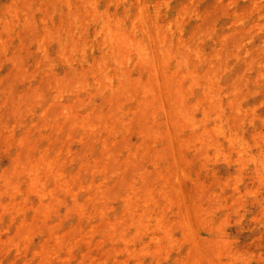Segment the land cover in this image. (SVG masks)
Returning a JSON list of instances; mask_svg holds the SVG:
<instances>
[{"label":"rangeland","instance_id":"1","mask_svg":"<svg viewBox=\"0 0 264 264\" xmlns=\"http://www.w3.org/2000/svg\"><path fill=\"white\" fill-rule=\"evenodd\" d=\"M0 129V264H264V0H0Z\"/></svg>","mask_w":264,"mask_h":264},{"label":"bare ground","instance_id":"2","mask_svg":"<svg viewBox=\"0 0 264 264\" xmlns=\"http://www.w3.org/2000/svg\"><path fill=\"white\" fill-rule=\"evenodd\" d=\"M69 1H70V0H69ZM77 1H78V0H77ZM82 1H83V0H82ZM74 2H75V1H74ZM74 2H73V3H74ZM94 2H95V1H94ZM106 2H107V1H106ZM114 2H115V0H114ZM116 2H117V1H116ZM73 3L71 2V4H73ZM76 3H77V2H76ZM76 3H75V4H76ZM75 4H73V5H75ZM81 4H82V3H81ZM93 5H94V3H93ZM70 7H71V6H70ZM103 7H104V6H103ZM75 8H76V6H75ZM89 8H90V7H89ZM96 8H97V7H96ZM96 8H95V9H96ZM84 9H86V8H84ZM87 9H88V8H87ZM102 9H103V8H102ZM99 10H101V9H99ZM79 11H80V10H79ZM87 11H89V10H87ZM106 12H107V11H106ZM85 13H86V12H85ZM107 13H108V12H107ZM83 14H84V11H83ZM119 14H120V13H119ZM81 15H82V14H81ZM89 15H91V14H89ZM113 15H114V14H113ZM82 16H84V15H82ZM82 16H80V17H82ZM95 16H97V13H96ZM109 16H110V15H109ZM77 17H79V16H77ZM109 18H110V17H109ZM106 19H107V18H106ZM113 19H114V18H113ZM113 19H112L111 21H113ZM78 20L80 21V19H78ZM102 21H104V20H102ZM76 23H77V22H76ZM101 23H102V22H101ZM107 24H108V23H107ZM69 25H70V22H69ZM117 26H118V25H117ZM101 27H102V26H101ZM113 27L115 28V25H114ZM141 28H142V27H141ZM76 29H77V28H76ZM80 29H81V28H80ZM134 29H135V28H134ZM67 30L70 31L69 28H68ZM90 30H91V29H90ZM94 30H98V29H95V28H94ZM117 30H118L117 27H116L115 29H112L109 25H106V24H105V25L103 26V32H104L105 36L108 38V40H112V43H114V45H115V47H114V50H115L114 53H117V52L120 50V47H122V45L126 44V41H125L124 37L121 35V33L119 34V33L117 32ZM141 30H142V29H141ZM143 30H144V29H143ZM157 30H158V29H157ZM163 31H165V30H163ZM72 32H73V31H72ZM91 32H93V31H91ZM142 32H144V31H142ZM158 32H160V31H158ZM81 33H82V32H81ZM147 33H148V31H147ZM151 33H152V32H151ZM75 34H76V33H75ZM91 34H92V33H91ZM96 34H98V33H96ZM125 35H126V33H125ZM125 35H124V36H125ZM127 35H128V34H127ZM127 35H126V37H127ZM83 36H84V35H83ZM87 37H88V36H87ZM137 37H138V36H137ZM167 37H168V36H167ZM73 38H74V37H73ZM165 38H166V37H165ZM85 39H86V38H85ZM97 39H99V38H97ZM97 39H96V43L98 42ZM135 39H136V38H134V40H135ZM166 39H167V38H166ZM175 39H176V38H175ZM138 40H139V39H138ZM151 40H152L151 42L154 41L153 38H152ZM132 42H133V41H132ZM137 42H138V41H137ZM139 42H140V41H139ZM158 42H160V41H158ZM180 42H181V41H180ZM112 43H110V44H112ZM130 43H131V42H130ZM153 43H155V41H154ZM153 43H151V44H153ZM72 44H74V43H72ZM87 44H88V43H85V45H87ZM127 44H128V42H127ZM159 44H161V43H159ZM85 45H84V46H85ZM140 45H141V44H140ZM174 45H175V44H174ZM126 46H127V45H126ZM126 46H125V47H126ZM138 46H139V44H138ZM179 46H180V45H179ZM78 47H79V46H78ZM130 47H131V46H130ZM139 47H140V46H139ZM149 47H150V46H149ZM152 47H153V49H154L155 46H152ZM73 48H74V47H73ZM106 48H107V47H106ZM155 48H157V47H155ZM159 48H160V46H159ZM144 49H145V48H144ZM104 50H105V49H104ZM134 50H135V49H134ZM156 50H157V49H156ZM156 50H155V51H156ZM161 50H163V49H161ZM88 51H89V50H88ZM106 51H108V50L106 49ZM121 51H122L121 58L124 59V58L122 57V55H123V50H121ZM121 51H120V52H121ZM124 51H126V50H124ZM143 51H144V50H143ZM150 51H151V48H150ZM152 51H154V50H152ZM120 52H119V53H120ZM130 52H131V51H130ZM133 52H134V51H133ZM94 53H95V52H94ZM126 53H127V51H126ZM135 53H137V52H135ZM149 53H152V52H149ZM153 53H154V52H153ZM144 54H145V53H144ZM156 54H157V53H156ZM124 55H125V53H124ZM129 55H130V54H129ZM146 55H147V54H146ZM125 56L128 57L127 55H125ZM141 56H142V55H141ZM150 56H151V58H152V55H150ZM155 56H156V55H155ZM129 57H130V56H129ZM87 58H88V56H87ZM140 58H141V57H140ZM105 59H106V58H105ZM133 59H134V58H133ZM85 60H86V59H85ZM96 60H97V59H96ZM103 60H104V59H103ZM103 60H102V61H103ZM116 60H117V58H116ZM120 60H121V59H120ZM140 60H141V59H140ZM83 61H84V60H83ZM102 61H101V62H102ZM118 61H119V60H118ZM132 61H133V60H132ZM88 62H89V61H88ZM120 62H122V61H120ZM152 62H153V61H152ZM152 62H151V64L153 65ZM89 63H90V62H89ZM99 63H100V61H99ZM154 63H155V62H154ZM97 64H98V63H97ZM117 64H118V63H117ZM98 65H99V64H98ZM113 67H114V65H113ZM124 67H125V66H124ZM127 67H129V66H127ZM152 67H155V66H152ZM161 67H162V66H161ZM125 68H126V67H125ZM157 68H158V66H157ZM152 69H154V68H152ZM98 70H99V69H98ZM98 70H97V71H98ZM127 70H128V69H127ZM81 71H82V70H81ZM121 71H123V69H121ZM153 71H154V70H153ZM157 71H158V70H157ZM112 72H113V71H112ZM126 72H127V71H126ZM151 72H152V70H151ZM158 72H160V70H159ZM93 73H94V71H93ZM108 73H109V72H108ZM114 73H115V71H114ZM137 73H138V72H137ZM68 74H69V73L65 74L63 77H65V76L68 75ZM109 74H110V73H109ZM107 75H108V74H107ZM154 75H155V78H156V72H155V74H153V76H154ZM31 76H32V75H31ZM68 76H69V75H68ZM68 76H67V77H68ZM99 76H100V75H99ZM108 76H109V75H108ZM124 76H125V75H124ZM126 76H127V78H125V80L128 79V75H126ZM159 76H160V75H159ZM181 76H182V75H181ZM114 77H115V76H114ZM116 77H117V76H116ZM118 78H119V77H118ZM155 78H153V80H155ZM92 79H94V78H92ZM159 79H160V78H159ZM75 80H76V79H75ZM95 80H96V79H95ZM65 81H66V80H65ZM79 81H80V80H79ZM89 81H91V80H89ZM147 81H148V80H147ZM12 82H13V81H12ZM47 82H48V81H47ZM69 82H71V81H69ZM75 82H77V80H76ZM127 82H128V80H127V81H124V80H123V82L119 80L118 84L121 86L122 84H126ZM58 83H59V82H58ZM81 83H82V82H81ZM114 83H115V82H114ZM155 83H157V82H155ZM65 84H68V83H65ZM76 84H78V83H76ZM92 84H93V86H94V83H92ZM95 84H96V83H95ZM101 84H102V83H101ZM128 84H129V83H128ZM147 84H149V83H147ZM163 84L166 85V84H170V83L164 82ZM90 85H91V84H90ZM98 85H99V84H98ZM116 85H117V84H116ZM171 85H172V84H171ZM76 86H77V85H76ZM113 86H115V85H113ZM129 86H130V85H129ZM10 87H11V86H10ZM52 87H53V86H52ZM101 87H102V86H101ZM161 87H163V86H160V88H161ZM164 87H165V86H164ZM166 87H168V86L166 85ZM168 88H169V87H168ZM168 88H165V89H167V91H168ZM161 89L164 91L163 88H161ZM131 90H132V89H131ZM107 91H108V90H107ZM160 91H161V90H160ZM113 92H114V91H113ZM160 93H161V92H160ZM160 93H158L157 95H159ZM162 93H163V92H162ZM91 94H92V93H91ZM4 95H5V94H4ZM109 95H110V94H109ZM115 95H116V94H115ZM130 95H131V94H130ZM161 95H163V94H161ZM33 96H34V94H33ZM131 96H132V95H131ZM152 96H153V95H152ZM164 96H165V95H164ZM167 96H169V95H167ZM4 97H5V96H4ZM52 97H54V95H53ZM103 97H104V96H103ZM79 98H80V97H79ZM79 98H78V100H79ZM136 98H137V97H136ZM136 98H135V99H136ZM159 98H160V97H159ZM75 99H76V98H75ZM107 99H108V98H107ZM46 100H47V99H46ZM136 100H137V99H136ZM72 101H73V100H72ZM141 101H142V99H141ZM141 101H140V102H141ZM90 102H91V100H90ZM109 102H111V101H109ZM161 102H162V101H161ZM164 102H165V101H164ZM70 103H71V102H70ZM135 103H137V102L135 101ZM135 103H134V104H135ZM143 103H144V102H143ZM12 104H13V103H12ZM73 104H74V103H73ZM138 104H139V103H138ZM13 105H14V104H13ZM18 105H19V104H18ZM90 105H91V104H90ZM100 105H101V104H100ZM108 105H110V103H109ZM108 105H107V106H108ZM96 106H97V105H96ZM127 106H128V105H127ZM127 106H126V107H127ZM136 106L138 107V105H136ZM165 106H166V105H165ZM165 106H164L163 108H165ZM170 106H171V105H170ZM73 107H74V106H73ZM97 107H98V106H97ZM115 107H116V106H115ZM145 107H146V106H145ZM14 108H15V107H14ZM62 108H63V107H62ZM62 108H61V109H62ZM69 108H70V105H69ZM69 108H68V109H69ZM75 108H76V107H75ZM98 108H99V107H98ZM131 108H132V107H131ZM18 109L20 110V108H18ZM44 109H45V108H44ZM90 109H92V107H91ZM93 109H94V108H93ZM96 109H97V108H96ZM106 109H107V108H106ZM167 109H168V107H167ZM41 110H42V109H41ZM48 110H49V108H48ZM48 110H45V112L47 113ZM84 110H85V109H84ZM99 110H100V108H99ZM126 110H127V108H126L124 111H126ZM129 110H130V108H129ZM131 110H132V109H131ZM134 110H135V109H134ZM174 110H175V109H174ZM66 111H67V110H66ZM66 111H65V112H66ZM137 111H138V110H137ZM17 112H18V111H17ZM40 112H41V111H40ZM61 112H62V111H61ZM80 112H81V111H80ZM41 113H42V112H41ZM50 113H51V112H49V114H50ZM67 113H68V112H67ZM85 113H86V112H85ZM119 113H120V112H119ZM122 113H123V112H122ZM125 113H126V112H125ZM138 113H140V112L138 111ZM18 114H19V113H18ZM68 114H69V113H68ZM79 114H80V113H79ZM82 114H83V113H82ZM50 115H51V114H50ZM80 115H81V114H80ZM86 115H87V113H86ZM97 115H98V114H97ZM128 115H129V114H128ZM51 116H52V115H51ZM66 116H67V114H66ZM126 116H127V115H126ZM138 116H139V115H138ZM13 117H14V116H13ZM53 117H54V116H53ZM73 117H75V115H73ZM87 117H88V115H87ZM17 118H18V117H17ZM83 118H85V117H83ZM85 119H89V118H85ZM85 119H84V120H85ZM128 119H129V118H128ZM74 120H77V119H74ZM122 120H123V119H122ZM124 120H127V119H124ZM130 120H131V119H130ZM66 121H67V120H66ZM12 122H13V121H12ZM72 122H73V121H72ZM84 122H86V121H84ZM84 122H82V123H84ZM92 122H94V121H92ZM95 123H96V122H95ZM108 123H109V122H107V124H108ZM113 123H114V121H113ZM129 124H131V122H130ZM56 125H59V123L56 124ZM83 125H84V124H83ZM83 125H82V126H83ZM109 125H110V123H109ZM112 125H113V124H112ZM114 125H115V124H114ZM114 125H113V126H114ZM25 126H26V125H25ZM59 126H61V125H59ZM84 126H85V125H84ZM88 126H91V125H88ZM94 126H95V125H94ZM29 127H30V126H29ZM57 127H58V126H57ZM141 127H142V126H141ZM36 128H37V127H36ZM92 128H93V127H92ZM106 128H110V127L107 126ZM113 128H114V127H113ZM117 128H119V127H117ZM22 129H23V128H22ZM83 129H84V128H83ZM142 129H143V128H142ZM0 130H1V129H0ZM27 130H28V129H27ZM56 130H57V129H56ZM103 130H104V129H103ZM106 130H107V129H106ZM110 130H111V128H110ZM135 130H136V129H135ZM21 131H22V130H21ZM21 131H20V132H21ZM88 131H89V130H88ZM107 131H108V130H107ZM107 131H106V132H107ZM141 131H142V133H143V130H141ZM102 132H103V131H102ZM166 132H168V131H166ZM4 133H5V132H4ZM25 133H27V132L22 133V135H23V134L25 135ZM88 133H89V132H88ZM112 133H113V132H112ZM85 134H86V133H85ZM105 134H106V133H105ZM121 134H122V133H121ZM121 134H120V135H121ZM14 135H15V134H14ZM22 135H20V136H22ZM24 135H23V136H24ZM112 135H113V134H112ZM120 135H119V136H120ZM143 135H144V133H143ZM167 135H169V133H166V136H167ZM15 137H16V136H15ZM78 137H79V136H78ZM78 137H77V138H78ZM100 137H101V136H100ZM102 137H104V136L102 135ZM168 137L170 138V136H168ZM168 137H167V138H168ZM25 138H26V137H25ZM109 138H110V137H109ZM109 138H108V139H109ZM169 138H168V139H169ZM21 139H22V137H21ZM67 139H68V138H67ZM80 139H81V138H80ZM91 139H92V138H91ZM110 139H111V138H110ZM32 140H33V139H32ZM102 140H104V139H102ZM121 140H122V139H121ZM15 141H16V140H15ZM109 141H110V140H109ZM123 141H124V140H123ZM125 141H126V140H125ZM168 141H169V140H168ZM105 142H106V141H105ZM126 142H127V141H126ZM128 142H130V141H128ZM100 143H103V141L100 142ZM108 143H109V142H108ZM110 143H111V142H110ZM110 143H109V144H110ZM28 145H29V144H28ZM136 145H137V144H136ZM21 146H22V145H21ZM102 146H103V145H101V147H102ZM106 146H107V145H106ZM22 147H23V146H22ZM88 147H89V146H88ZM115 147H116V146H115ZM134 147H135V146H134ZM139 147H140V146H139ZM17 148H18V147H17ZM24 148H25V147H24ZM37 148H38V147H37ZM111 148H112V147H111ZM124 148H125V147H124ZM130 148H131V147H130ZM11 149H12V148H11ZM11 149H10V150H11ZM132 149H133V148H132ZM112 150H113V148H112ZM137 150H138V149H137ZM137 150H136V151H137ZM9 152H10V151H9ZM113 152H114V151H113ZM124 152H125V151H124ZM126 152H127V151H126ZM126 152H125V153H126ZM129 152H132V151H129ZM138 152H139V151H138ZM11 153H13V152H11ZM11 153H10V154H11ZM14 153H15V152H14ZM100 153H101V150H100ZM125 153H124L123 155H126ZM104 154H105V153H104ZM5 155H6V154H5ZM7 155H8V154H7ZM23 155H24V154H23ZM37 155H39V154H37ZM101 155H102V154H100V156H101ZM105 155H106V154H105ZM16 156H18V154H17ZM32 156H33V155H32ZM56 156H57V154H56ZM56 156H55V157H56ZM103 156H104V155H103ZM9 157H10V156H9ZM40 157L43 158L42 155L39 156V158H40ZM53 157H54V156H53ZM53 157H52V158H53ZM101 157H102V156H101ZM107 157H109V156H107ZM122 157H123V156H122ZM125 157L127 158V156H124V158H125ZM52 158H50V159H52ZM104 158H105V156H104ZM34 159H35V158H34ZM34 159H33V160H34ZM46 159H47V157H46ZM48 159H49V158H48ZM22 160H23V159H22ZM103 160H104V159H103ZM107 160H108V159H107ZM125 160H126V159H125ZM23 161H24V160H23ZM38 161H39V160H38ZM46 161H47V160H46ZM41 162H42V161H41ZM47 162H48V161H47ZM47 162H45V163H47ZM49 162H52V161L50 160ZM56 162H57V161H56ZM56 162H55V164H56ZM58 162H59V161H58ZM105 162H106V161H105ZM113 162H114V161H113ZM52 163H53V162H52ZM132 163H133V162H132ZM173 163H175V162H173ZM34 164H36V163H34ZM37 164H38V163H37ZM99 164H101V163H99ZM177 164H178V163H177ZM20 165H21V164H20ZM30 165H31V164H30ZM46 165H48V163H47ZM57 165H58V164H57ZM94 165H95V164H94ZM111 165H112V164H111ZM111 165H110V166H111ZM134 165H135V164H134ZM178 165H179V164H178ZM28 166H29V165H28ZM85 167H86V166H85ZM85 167H84V168H85ZM90 167H91V166H90ZM106 167H108L107 164H106ZM123 167H124V165H123ZM123 167L121 166V168H123ZM126 167H127V166H126ZM93 168H94V167H93ZM93 168H91V169H93ZM109 168H110V167H109ZM119 168H120V167H119ZM121 168H120V169H121ZM173 168H174V165H173ZM46 169H47V168H46ZM78 169H79V168H78ZM86 169H87V168H86ZM86 169H85V170H86ZM97 169H98V168H96V170H97ZM99 169H100V168H99ZM30 170H31V169H30ZM32 170H33V169H32ZM80 170H81V172H82L83 168H82V169L80 168ZM172 170H173V169H172ZM16 171H17V170H16ZM77 171L79 172V170H77ZM137 171H138V170H136V172H137ZM31 172H32V171H31ZM47 172H48V171H47ZM56 172H57V171H56ZM81 172H80V173H81ZM89 172H90V171H89ZM91 172H92V171H91ZM102 172H104V171H102ZM63 173H64V172H63ZM145 173H146V172H145ZM147 173H148V172H147ZM38 174H40V173H38ZM44 174L46 175V173H44ZM120 174H121V173H120ZM9 175H10V173H9ZM73 175L76 177V174H75V173H74ZM146 175H148V174H146ZM57 176H58V175H57ZM77 176H78V175H77ZM90 176H91V175H90ZM103 176H104V175H103ZM0 177H1V176H0ZM29 177H30V176H29ZM45 177H46V176H44V179H45ZM137 177H138V176H137ZM40 178H41V177H40ZM40 178H39V179H40ZM68 178H69V177H68ZM90 178H91V177H90ZM114 178H115V177H114ZM116 178H117V177H116ZM22 179H23V178H22ZM30 179H32V178H30ZM44 179H42V181H43ZM60 179L62 180V177H61ZM73 179H74V178H73ZM73 179L71 180V182L73 181ZM117 179H118V178H117ZM18 180H19V179H18ZM45 180H46V179H45ZM45 180H44V182H45ZM64 180H65V179H64ZM66 180H68V179L66 178ZM28 181H29V179H28ZM33 181H34V180H33ZM39 181H40V180H39ZM42 181H40V182H42ZM57 181H58V180H57ZM59 181H60V180H59ZM25 182H26V180H25ZM53 182H54V181H53ZM67 182H68V181H67ZM67 182H66V183H67ZM71 182H70V183H71ZM98 182H99V181H98ZM84 183H87V184H88V183H90V182L87 181V182H84ZM84 183H83V184H84ZM94 183H95V181H94ZM105 183H107V182H105ZM105 183H104V184H105ZM49 184H51V183H49ZM68 184H69V183H68ZM16 185H17V184H16ZM21 185H22V184H21ZM26 185H27V183H26ZM40 185H42V184H40ZM65 185H66V184H65ZM76 185H78V184H76ZM81 185H82V184H81ZM112 185L114 186V183H113ZM115 185H116V184H115ZM118 185H119V184H117V187H118ZM128 185H129V184H128ZM135 185H136V184H135ZM46 186H49V185H46ZM52 186H54V184H53ZM59 186H60V185H59ZM89 186H90V185H89ZM91 186H92V185H91ZM42 187H43V186H42ZM42 187H41V188H42ZM60 187H61V186H60ZM67 187H68V185H67ZM83 187H84V186H83ZM83 187H82V188H83ZM114 187H115V186H114ZM138 187H139V186H138ZM138 187H137V188H138ZM147 187H148V186H147ZM35 188H36V187H35ZM63 188H64V187H63ZM102 188H103V187H102ZM105 188H107V186H106ZM76 189H77V187H76ZM92 189H93V188H92ZM94 189H96V188H94ZM97 189H98V187H97ZM130 189H131V188H130ZM135 189H136V188H133V190H135ZM71 190H73V189H71ZM74 190H75V189H74ZM77 190H78V189H77ZM79 190H80V189H79ZM99 190H101V189H99ZM102 190H103V189H102ZM127 190H128V189H127ZM43 191H44V190H43ZM49 191H50V190H49ZM49 191H48V192H49ZM51 191H52V190H51ZM90 191H91V190H90ZM104 191H105V190H104ZM104 191H103V192H104ZM112 191H113V190H112ZM73 192H74V191H73ZM109 192H111V191L109 190ZM39 193H40V192H39ZM71 193H72V192H71ZM75 193H76V190H75ZM106 193H107V191H106ZM124 193H125V192H124ZM97 194H98V193H97ZM130 194H132V193H130ZM130 194H129V195H130ZM51 195H52V194H51ZM84 195H85V194H84ZM91 195L93 196V194H91ZM105 195H106V194H105ZM108 195H109V194H108ZM108 195H107V197H108ZM7 196H8V195H7ZM16 196H17V195H16ZM19 196H20V195H19ZM21 196H22V194H21ZM46 196H47V195H46ZM74 196H75V195H74ZM87 196H88V195H87ZM87 196H86V197H87ZM95 196H97V195H95ZM103 196H104V194H103ZM121 196L123 197V195H121ZM121 196L119 195V197H121ZM124 196H125V195H124ZM22 197H23V196H22ZM56 197H57V196H56ZM59 197H60V196H59ZM82 197H83V196H82ZM86 197H85V198H86ZM88 197H90V196H88ZM122 197H121V198H122ZM127 197H128V196H127ZM134 197H136L135 194H134ZM144 197H145V195H144ZM27 198H28V197H27ZM47 198H48V197H47ZM103 198H104V197H103ZM6 199H7V198H6ZM19 199H20V198H19ZM43 199H44V198H43ZM45 199H46V198H45ZM96 199H97V198H96ZM129 199H130V198H129ZM131 199H132V198H131ZM131 199H130V200H131ZM134 199H135V198H134ZM3 200H4V199H3ZM15 200H17V199H15ZM85 200H86V199H85ZM85 200H84V201H85ZM91 200H92V199H91ZM97 200H98V199H97ZM142 200H143V199H142ZM6 201H7V200H6ZM30 201H31V200H30ZM40 201H42V200H40ZM75 201H76V199H75ZM80 201H81V200H80ZM82 201H83V200H82ZM2 202H3V201H2ZM4 202H5V201H4ZM33 202H35V201H33ZM43 202H44V201H43ZM145 202H146V201H145ZM22 203H23V202H22ZM22 203H21V204H22ZM128 203H130V202H128ZM0 204L2 205L3 203H0ZM21 204H20V205H21ZM24 204H25V203H24ZM44 204H45V203H44ZM81 204H83V202H82ZM130 204H131V203H130ZM1 205H0V206H1ZM5 205H6V203H5ZM11 205H12V204H11ZM11 205H10V207H11ZM16 205H17V203L15 204V206H16ZM67 205H69V204L67 203ZM78 205H80V204H78ZM34 206H35V205H34ZM55 206H56V205H55ZM55 206H54V207H55ZM126 206H127V203H126ZM128 206H129V205H128ZM88 207H89V206H88ZM109 207H110V206H109ZM15 208H16V207H15ZM23 208H24V206H23ZM51 208H53V207H51ZM127 208H128V207H127ZM0 209H1V208H0ZM44 209H46V208H44ZM97 209H98V208H96V211H97ZM101 209H102V206H101V208H100L99 210H101ZM107 209H108V207H107ZM128 209H129V208H128ZM128 209H126V210H128ZM3 210H6V209H3ZM16 210H17V209H16ZM36 210H37V208H36ZM123 210H124V209H123ZM139 210H140V209H139ZM6 211H7V210H6ZM91 211H92V210H91ZM91 211H90V212H91ZM94 211H95V210H94ZM96 211H95V213H96ZM35 212H36V211H35ZM82 212H83V211H82ZM122 212H123V211H122ZM143 212H144V211H143ZM12 213H14V212H12ZM33 213H34V212H33ZM54 213H55V212H54ZM85 213H86V212H85ZM103 213H104V212H103ZM21 214H22V213H21ZM25 214H26V213H25ZM87 214H88V213H87ZM93 214H94V213H93ZM96 214H97V213H96ZM139 214H140V213H139ZM143 214H144V213H143ZM143 214H141V215H143ZM32 215H33V214H32ZM89 215H90V214H89ZM8 216H9V215H8ZM43 216H44V215H43ZM86 216H87V215H86ZM18 217H19V216H18ZM33 217H34V215H33ZM140 217H141V216H138V219H139ZM15 218H16V217H15ZM15 218H14V220L17 219V218L15 219ZM19 218H20V217H19ZM27 218H29V217H27ZM97 218H98V217H97ZM23 219H24V218H23ZM30 219H31V218H30ZM35 219H36V218H35ZM90 219H91V218H90ZM114 219H115V218H114ZM33 220H34V219H33ZM40 220H41V219H40ZM40 220H39V221H40ZM103 220H104V219H103ZM115 220H116V219H115ZM130 220H131V219H130ZM26 221H27V220H26ZM100 221H101V220H100ZM100 221H99V222H100ZM104 221H106V220H104ZM107 221H108V220H107ZM19 222H22L21 219H19ZM24 222H25V221H24ZM24 222H23V223H24ZM31 222H32V221H31ZM99 222H98V224H99ZM29 223H30V222H29ZM39 223H41V221H40ZM100 223H101V222H100ZM105 223H107V222H105ZM16 224H18V223H16ZM41 224H43V222H42ZM75 224H76V223H75ZM75 224H74V225H75ZM82 224H83V223H82ZM88 224H90V223H88ZM96 224H97V223H96ZM132 224H133V223H132ZM141 224H143V223H141ZM0 225H1V223H0ZM8 225H9V224H8ZM110 225H112V224H110ZM110 225H106V226L109 227ZM17 226H21L20 223H19ZM31 226H32V224H31ZM42 226H43V225H42ZM46 226H47V225H46ZM75 226H76V225H75ZM113 226H114V225H113ZM138 226H139V225H138ZM11 227L15 228L14 226H11ZM24 227H25V226H24ZM24 227H23V229H24ZM28 227H29V224H28ZM28 227H27V228H28ZM39 227H41V226L39 225ZM87 227H88V226H87ZM101 227H102V226H101ZM142 227H143V226H142ZM1 228H2V227H1ZM18 228H19V227H18ZM45 228H46V227H45ZM84 228H85V227H84ZM84 228H83V229H84ZM97 228H98V227H97ZM102 228H103V227H102ZM110 228H111V227H110ZM143 228H145V227H143ZM185 228H186V227H185ZM83 229H82V230H83ZM104 229H105V228H104ZM137 229H138V228H137ZM99 230H100V229H99ZM139 230H140V229H139ZM83 231H84V230H83ZM83 231H82V232H83ZM102 231H103V229H102ZM120 231H121V230H120ZM16 232H17V231H16ZM43 232H44V231H43ZM66 232H68V231H66ZM112 232H113V231H112ZM136 232H137V230H136ZM69 233H70V232H69ZM79 233H80V232H79ZM79 233H78V234H79ZM85 233H86V232H85ZM113 233H114V232H113ZM52 234H53V233H52ZM134 234H135V233H134ZM1 235H3V234H1ZM11 235H12V234H11ZM48 235H49V234H48ZM48 235H47V236H48ZM62 235H64V234H62ZM62 235H61V236H62ZM18 236H20V235H18ZM51 236H52V235H51ZM54 236H56V235H54ZM61 236H58V237L62 238L63 236H62V237H61ZM111 236H112V235H111ZM73 237H76V236H73ZM123 237H124V236H123ZM156 237H157V236H156ZM4 238H5V237H4ZM47 238H48V237H47ZM47 238H46V239H47ZM119 238H120V237H119ZM125 238H127V237H125ZM29 239H30V238H29ZM53 239H54V238H53ZM53 239H52V240H53ZM72 239H73V241H74V238H72ZM77 239H78V238H77ZM77 239H76V240H77ZM81 239H82V238H81ZM84 239H85V238H84ZM104 239H105V238H104ZM131 239H132V238H131ZM9 240H10V239H9ZM76 240H75V242H76ZM82 240H83V239H82ZM5 241H7V240H5ZM5 241H4V242H5ZM15 241H16V239H15ZM58 241H59V240H58ZM61 241H62V239H61ZM101 241H102V240H101ZM4 242H3V243H4ZM43 242H44V240H43ZM0 243H1V242H0ZM13 243H15V242L13 241ZM27 243H28V240H27ZM69 243H70V242H69ZM72 243H73V242H72ZM8 244H9V243H8ZM24 244H25V243H24ZM47 244H48V243H47ZM82 244H83V243H82ZM90 244H91V243H90ZM92 244L94 245V243H92ZM53 245H55V244H53ZM120 245H122V244H120ZM1 246H2V245H1ZM13 246H14V245H13ZM43 246H44V245H43ZM97 246H98V245H97ZM125 246H126V245H125ZM93 247H94V246H93ZM100 247H101V246H100ZM130 247H131V246H130ZM3 248H4V247H3ZM58 248H59V247H58ZM128 248H129V247H128ZM40 249H41V248H40ZM43 249H44V248H43ZM85 249H86V248H85ZM85 249H84V250H85ZM92 249H93V248H92ZM126 249H127V248H126ZM133 249H134V248H133ZM6 250H7V249H6ZM86 250H87V249H86ZM120 250H121V249H120ZM0 251H1V250H0ZM126 251H127V250H126ZM126 251H125V252H126ZM133 251H134V250H133ZM23 252H24V251H23ZM3 253H4V252H3ZM84 254H85V253H84ZM87 254H88V253H87ZM87 254H85V255H87ZM80 255H81V254H80ZM130 256H131V255H130ZM123 257H125V256H123ZM120 259H122V258H120ZM121 261H122V260H121ZM186 262H187V260H186ZM124 263H125V261H124ZM128 264H129V263H128Z\"/></svg>","mask_w":264,"mask_h":264}]
</instances>
